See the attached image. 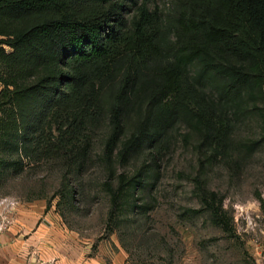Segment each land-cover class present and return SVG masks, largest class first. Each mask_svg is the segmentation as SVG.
<instances>
[{
	"label": "trees",
	"instance_id": "1",
	"mask_svg": "<svg viewBox=\"0 0 264 264\" xmlns=\"http://www.w3.org/2000/svg\"><path fill=\"white\" fill-rule=\"evenodd\" d=\"M150 2L0 0L1 176L21 170L24 158L82 167L102 124L109 179L114 157L125 164L146 147L154 160L180 125L204 147L202 166L259 149L264 0H173L166 15ZM252 119L259 139L231 141L233 122ZM145 174H120L115 189L105 184L114 209H147L136 198ZM68 185L61 197L72 208ZM201 192L215 223L232 232L218 195Z\"/></svg>",
	"mask_w": 264,
	"mask_h": 264
},
{
	"label": "rangeland",
	"instance_id": "2",
	"mask_svg": "<svg viewBox=\"0 0 264 264\" xmlns=\"http://www.w3.org/2000/svg\"><path fill=\"white\" fill-rule=\"evenodd\" d=\"M172 3L150 2L165 15ZM102 125L91 134L82 167L58 156L24 158L21 170L0 174V195L21 204L43 201L46 208L40 222L55 216L54 235L77 237L80 247L94 258L98 255L103 264H264L263 142L243 159L233 152L227 159L218 157L202 166L204 147L199 151L196 137L186 140L188 130L180 125L167 145L154 153V160L146 147L131 154L125 164L114 157V176L109 179L100 159L107 132ZM233 126L231 141L260 137L255 119L233 122ZM140 168L147 174L136 194L137 204L147 209H114L105 184L115 189L117 176H131ZM67 181L75 193L72 208L61 197ZM202 190L221 199L232 232L215 223L201 202ZM69 242L70 249L76 250Z\"/></svg>",
	"mask_w": 264,
	"mask_h": 264
},
{
	"label": "crops",
	"instance_id": "3",
	"mask_svg": "<svg viewBox=\"0 0 264 264\" xmlns=\"http://www.w3.org/2000/svg\"><path fill=\"white\" fill-rule=\"evenodd\" d=\"M45 208L43 201L19 204L12 228L0 236V264H103L80 247L77 237H56L55 216L41 223Z\"/></svg>",
	"mask_w": 264,
	"mask_h": 264
},
{
	"label": "built area",
	"instance_id": "4",
	"mask_svg": "<svg viewBox=\"0 0 264 264\" xmlns=\"http://www.w3.org/2000/svg\"><path fill=\"white\" fill-rule=\"evenodd\" d=\"M19 204L20 202L13 197L0 196V236L12 228Z\"/></svg>",
	"mask_w": 264,
	"mask_h": 264
}]
</instances>
